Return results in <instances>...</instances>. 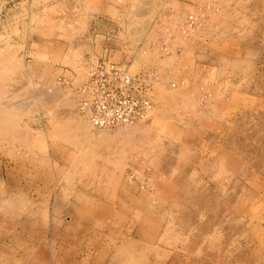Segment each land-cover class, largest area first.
<instances>
[{"label":"rangeland","instance_id":"374dc122","mask_svg":"<svg viewBox=\"0 0 264 264\" xmlns=\"http://www.w3.org/2000/svg\"><path fill=\"white\" fill-rule=\"evenodd\" d=\"M92 2L0 0V264H264V0H136L112 58L161 77L113 129L77 109Z\"/></svg>","mask_w":264,"mask_h":264},{"label":"built area","instance_id":"2783aa9c","mask_svg":"<svg viewBox=\"0 0 264 264\" xmlns=\"http://www.w3.org/2000/svg\"><path fill=\"white\" fill-rule=\"evenodd\" d=\"M141 1L148 4V0ZM133 18L138 22L143 20L140 14ZM197 20L196 14H187L182 29L186 31ZM127 34L133 35L131 32ZM160 77L155 68L133 72L128 62L116 61L106 53L92 60L86 79L75 87L77 109L96 129H113L136 123L147 118L153 109L154 90ZM67 80L66 76L58 78L61 84Z\"/></svg>","mask_w":264,"mask_h":264},{"label":"crops","instance_id":"0c3cea01","mask_svg":"<svg viewBox=\"0 0 264 264\" xmlns=\"http://www.w3.org/2000/svg\"><path fill=\"white\" fill-rule=\"evenodd\" d=\"M136 0H93L89 9V25L85 31L93 39L89 48L95 54V58L110 53L116 58L118 55H126L128 46L126 38L129 30L121 24L126 22V16L131 11V6ZM141 22V21H139ZM126 42V43H125ZM117 60V59H116ZM68 69H63L59 76H66Z\"/></svg>","mask_w":264,"mask_h":264},{"label":"bare ground","instance_id":"6f19581e","mask_svg":"<svg viewBox=\"0 0 264 264\" xmlns=\"http://www.w3.org/2000/svg\"><path fill=\"white\" fill-rule=\"evenodd\" d=\"M83 128V127H82ZM124 130H123V133H125V134H130V129L128 128V127H125V128H123ZM83 130V129H82ZM137 138V137H136ZM139 138V137H138ZM139 140V139H138ZM136 141H137V139H136ZM138 142V141H137Z\"/></svg>","mask_w":264,"mask_h":264}]
</instances>
